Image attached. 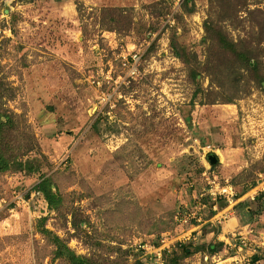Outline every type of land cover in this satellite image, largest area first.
<instances>
[{"label": "rangeland", "instance_id": "374dc122", "mask_svg": "<svg viewBox=\"0 0 264 264\" xmlns=\"http://www.w3.org/2000/svg\"><path fill=\"white\" fill-rule=\"evenodd\" d=\"M0 76L44 154L35 174L0 173V264H70L43 227L104 264L183 229L192 250L225 244L180 264H264V188L221 223L202 196L213 175L243 195L264 186V0H0ZM191 211L201 221L177 220Z\"/></svg>", "mask_w": 264, "mask_h": 264}, {"label": "trees", "instance_id": "16d2710c", "mask_svg": "<svg viewBox=\"0 0 264 264\" xmlns=\"http://www.w3.org/2000/svg\"><path fill=\"white\" fill-rule=\"evenodd\" d=\"M221 41L223 47L232 51L239 58H245V54L239 51L233 42L226 38H222ZM172 47L176 54L187 63L186 51L179 46L177 47L175 43H172ZM6 90L5 81L3 77L0 76V173L18 170L26 171L29 174H35L41 170V164L39 162L40 157H44V154L40 152L38 139L31 131L25 115L19 114L5 106L4 101L7 99V96H9ZM53 186L54 183L52 178L46 175H43L41 180L36 184V188L43 194L49 208L57 211L62 206L63 197L58 190H54ZM244 193L239 194V196ZM263 196L264 193L257 197V200L260 198L262 199ZM226 204L225 202L224 207ZM249 211L251 213V209ZM42 233L47 235L56 246V257L65 259L70 264H104L99 259L77 254L58 235H54L53 238H51L50 236L53 234L49 229L43 227ZM191 243L192 242L178 243L169 252H165V264H180L179 261L183 256L191 255L193 252L203 251L213 255L225 244L223 241L217 243L209 242L205 245L195 247V249L192 250ZM137 256L133 264H149L147 260L140 258L138 253ZM260 259V255L256 254L253 256L254 262Z\"/></svg>", "mask_w": 264, "mask_h": 264}, {"label": "built area", "instance_id": "2783aa9c", "mask_svg": "<svg viewBox=\"0 0 264 264\" xmlns=\"http://www.w3.org/2000/svg\"><path fill=\"white\" fill-rule=\"evenodd\" d=\"M141 55L139 56L137 53L133 55L134 64L128 65V61H124L122 63L123 67L130 69V74L134 75L137 74L138 66L140 65V59ZM264 186L262 188L256 186L253 187V189L250 190L245 195L239 196V193L237 192L235 186L229 182L221 183L216 176H208L207 177V190L205 196H207V199L212 201L213 203V210L215 211L214 217L217 220V222L221 223L223 218H226V216L223 214L228 209H233V207L237 204V201L245 196H250L251 198H255V196L258 194L259 190H263ZM225 201L227 205L223 207L224 209H220L218 206L219 201ZM194 212V214H193ZM219 214H223L220 215ZM195 211L191 212H178L177 213V220L184 225H190L191 220L193 218H196L198 221H201L200 218L195 217ZM194 227V226H192ZM246 228V227H245ZM192 231H189L188 229H183L181 233L179 234H173L171 231L162 233L161 237L158 239V243L154 244L150 241H141V243H138L137 253L139 254L140 258H143L148 261L149 264H165V258L164 254L165 252H169L173 247H175L178 243H182L185 239L191 238ZM263 235V234H262ZM239 236H241L242 243H246V237L244 232L240 231ZM263 240L260 242L261 246H264V237L262 236ZM229 244H232L231 242H228ZM241 248V246H239Z\"/></svg>", "mask_w": 264, "mask_h": 264}, {"label": "water", "instance_id": "95a60500", "mask_svg": "<svg viewBox=\"0 0 264 264\" xmlns=\"http://www.w3.org/2000/svg\"><path fill=\"white\" fill-rule=\"evenodd\" d=\"M208 160L211 164H216L219 161L218 156L215 153H210L208 155Z\"/></svg>", "mask_w": 264, "mask_h": 264}, {"label": "crops", "instance_id": "0c3cea01", "mask_svg": "<svg viewBox=\"0 0 264 264\" xmlns=\"http://www.w3.org/2000/svg\"><path fill=\"white\" fill-rule=\"evenodd\" d=\"M229 210V209H228ZM231 219V218H230ZM221 237V236H220ZM228 238V240H230V238L229 237H226V239Z\"/></svg>", "mask_w": 264, "mask_h": 264}]
</instances>
